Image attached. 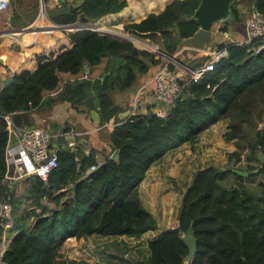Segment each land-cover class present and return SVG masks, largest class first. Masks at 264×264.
Returning <instances> with one entry per match:
<instances>
[{
  "label": "trees",
  "instance_id": "obj_1",
  "mask_svg": "<svg viewBox=\"0 0 264 264\" xmlns=\"http://www.w3.org/2000/svg\"><path fill=\"white\" fill-rule=\"evenodd\" d=\"M200 1L172 0L162 12L150 13L140 22L127 24L125 29L156 41L165 53L172 55L179 48L180 39L192 36L199 28L192 15ZM245 1L264 13V0ZM126 4L127 0L66 3L52 14V19L57 23L86 24L120 11ZM231 12L239 18L236 4ZM81 13L85 14L82 18ZM66 37L64 44L49 52L31 54V66L15 72L13 81L0 90V209L9 190L5 179L9 131L4 115L50 107L58 99L75 102L87 94L88 80L68 82L56 95L44 96L59 89L62 73L79 74L85 64L96 65L104 57L116 61L109 88L102 90L99 82L95 85L101 124L114 119L110 151L103 153L104 161L100 162L99 151L94 147L87 152L82 143L76 150L60 145L58 166L46 180L31 175L22 182L24 188H31L26 201L16 188L11 192L12 216L20 212L14 218L11 233L17 232L4 254L6 264H59L62 246L73 236L97 233L140 237L157 229V218L140 198V183L151 166L171 149L185 142L195 144L199 135L219 120L230 119L223 135L237 143L230 159L239 162L244 149L248 150L249 160L256 153H264V127H259L264 118V37L218 44L219 49H227L228 55L216 60L215 68L199 79H190L164 117L151 111L125 119L119 118L123 108L110 91L128 89L151 65H165L164 58L110 32L83 28ZM135 41L154 47L140 38ZM203 59L181 62L195 68ZM167 65L176 69L172 63ZM181 78L188 80L185 75ZM115 149L120 150L117 160L111 158ZM92 165L96 169L89 171ZM253 168L249 163L248 169ZM234 176L243 179L231 167L209 165L199 169L183 193L177 226L163 230L149 242L150 255L140 264H184L188 246L181 233L192 220L198 249L190 264H264V221L258 222L254 213L255 203L264 212V180L256 184L257 193L244 187L240 180H233L229 186L227 183ZM235 185L240 190L233 189ZM28 200L31 210L23 206Z\"/></svg>",
  "mask_w": 264,
  "mask_h": 264
},
{
  "label": "crops",
  "instance_id": "obj_2",
  "mask_svg": "<svg viewBox=\"0 0 264 264\" xmlns=\"http://www.w3.org/2000/svg\"><path fill=\"white\" fill-rule=\"evenodd\" d=\"M82 1L83 0H64L63 3H57L55 0H11L9 7L0 11V90L7 86L4 84L8 78L12 77L13 81V75L15 72L31 66V54L41 51L49 52L53 48H56L67 41L66 36H68L69 33L65 30H52L63 31L64 33L62 34H47L52 31H42L39 29L38 25L43 22H46L47 24L55 22L52 19V14L63 9L66 3L80 5ZM170 1L172 0H127V4L120 11L108 13L95 21L87 22L86 25L90 26L88 28L93 26H104L107 29L112 30L110 33L121 38L129 39L121 36L123 32L129 33V31L125 29L127 24L140 22L150 13L162 12ZM252 9L255 8L252 5L247 4V1L239 0V3L237 4L239 18H235L231 12L229 19L215 22L212 27L213 30L210 42L199 47L193 43H183L180 39L181 46H179V42V48L171 56L177 58L179 54L183 53L184 56L187 55L188 57H192L189 58L190 60L188 61H193L196 59L192 54L193 51L201 54V58L209 54L210 56L208 58L205 60L203 59L204 61L202 63H204L216 53L220 54L216 60L222 56L228 55L226 48L219 49L217 45L220 43L228 44L245 42V23L248 16L252 12ZM142 39H144L147 44L154 45V47H148L147 45L141 44L135 40H129L133 41L138 48L155 52L157 55L164 58V56L158 52V48L160 50L162 49L156 41L150 38ZM165 61V65L161 68L168 67V63L174 64L169 60ZM87 66L90 67L89 77L80 78ZM158 67L156 65H151L149 71L139 75L137 81L128 89L124 91L113 90L114 92L111 93L112 98L123 108L119 112L120 119L128 118L131 114L145 115L149 114L151 111L153 112L154 104L149 102H152V98L154 96L155 75L157 71L161 69ZM112 68H116V61L110 57H104L101 62L96 65L85 64L84 69L79 74L73 75L67 72L62 73L59 86L61 82L66 79L68 80L66 83L88 80L89 86L87 94L78 98L75 102L58 99L53 102L50 107L44 105L42 108L29 112L35 118L38 126L47 127L52 129L54 132L71 129L78 130L82 134L80 142L84 144L86 149L89 150V148L94 147L99 151L97 156L100 162L104 161L103 153L110 150L109 144L112 142L111 131L114 125V119L110 122L101 124V114L99 111L95 85L99 82L102 88L101 82L106 74H109V84V77ZM108 88L109 85L107 89ZM140 102H142V104H140ZM92 110H96L99 113V121L93 119ZM126 110H129L130 114L128 116L121 117V113ZM229 122V118L219 120L204 130L199 135L195 144L185 142L182 145L171 149L163 157L164 164L160 165V167L162 168L165 166L167 168L168 165L171 164L172 168L169 169V171L165 168L164 173L155 172L156 168L153 169V165L156 163L155 162L151 166V170L147 172L144 179L147 181L150 179L151 182H154L158 180L159 176H162L163 179H167L168 175H172L177 178L180 186V189L177 191L180 192L183 197L184 191L192 183L195 174L199 169L209 165L220 166L218 164L219 159L215 157L218 150L213 142H222L221 144L225 145L227 150L231 149L229 151H233L234 146L229 142L234 141L226 139L223 135L224 132L228 130ZM14 124L17 129H24L16 123ZM99 128L102 130L104 129L105 131L101 132L103 141L99 140L97 136L96 138L94 137L95 129ZM91 131L92 135L86 139L84 135L91 134ZM12 137V140L15 141L17 139V132L13 133ZM201 142L208 143L205 145L206 147H203ZM55 143L57 144V142ZM199 145L200 150L196 152ZM170 158L171 160L172 158L175 160L177 159L175 165H173ZM192 164L199 167L193 168V166L192 169L188 168V166H192ZM28 177L29 176L19 178L15 182L17 193L20 195L22 194L25 201L31 194V188L25 187V189L22 182ZM19 183L20 185L18 186ZM174 190L176 189L174 188ZM144 205L157 218V229L149 230L143 233L140 237L129 236L126 234L101 235L97 233L81 238L74 236L69 237L63 244L61 255L59 256V264H134V260L140 261L141 258L139 254L131 259L129 251L132 249H129L130 246L133 247L134 250L139 251L138 244L141 241H144L147 243L149 249V242L152 241L158 234L165 229L176 227L178 224L177 217L175 220L167 222L156 215L153 207H150V205H146L145 203ZM12 223L10 226L11 231L14 227V223L13 225ZM7 231H9V228L0 235V247L6 246L7 244L9 245L13 238L9 235L11 233L8 234ZM15 232H17V230ZM146 254H148V256L150 255V249L148 252H145V255ZM142 257L144 256L142 255ZM117 259L121 261L117 262Z\"/></svg>",
  "mask_w": 264,
  "mask_h": 264
},
{
  "label": "built area",
  "instance_id": "obj_3",
  "mask_svg": "<svg viewBox=\"0 0 264 264\" xmlns=\"http://www.w3.org/2000/svg\"><path fill=\"white\" fill-rule=\"evenodd\" d=\"M10 3L11 0H0V11L7 9ZM38 27L42 31L61 29L70 33L75 30L88 28L90 26H87L83 22L68 24L57 22L47 24L46 22H43L39 24ZM91 28L101 32L112 31L104 26H93ZM245 31V42H251L256 38H263L264 13L258 9H252V12L248 16V19L245 23ZM126 34L132 33H122L124 36ZM158 52L161 55L167 57V53L163 52L162 50L158 49ZM219 55V53L214 54L204 63L195 68L178 61L177 58L171 55V58L168 56L167 58H169V61L176 65V69L163 67L157 71L155 75L154 96L152 98V102H149L154 104L153 113L160 117H164L167 114L169 106L174 103L182 93L186 83L190 79L197 80L205 72L213 70L215 68L216 59L219 57ZM180 71H182L181 75ZM89 75L90 67L87 66L80 78H88ZM183 75L188 78L187 81H183L185 80V78H181ZM67 81L68 80L66 79L61 82L59 89L46 93L44 97L46 98L49 95H56L63 88ZM140 104H142V102H140ZM13 114L14 113H7L4 115L9 131V142L6 149L7 171L5 174V179L8 182L9 190L7 192V196L1 201L0 227L3 228V231H6L12 223V205L10 199L11 192L14 191L15 188L16 180L31 175H38L46 180L51 171L58 166L57 150L60 145L68 147L71 150H76L79 143H82L80 142L82 134L78 130L71 129L62 130L61 132H54L52 129L38 125L33 129H17L13 121ZM262 126H264V118L262 121ZM15 132H17V139L13 141L12 135ZM54 141L57 142V144ZM86 151L89 152L88 149H86ZM93 169H96V165H92L89 171ZM6 246L0 247V264H5L3 258L8 247Z\"/></svg>",
  "mask_w": 264,
  "mask_h": 264
},
{
  "label": "rangeland",
  "instance_id": "obj_4",
  "mask_svg": "<svg viewBox=\"0 0 264 264\" xmlns=\"http://www.w3.org/2000/svg\"><path fill=\"white\" fill-rule=\"evenodd\" d=\"M155 48H156V46H155ZM192 54L195 56L194 58H196V61L203 59V58H201L202 55L199 53H196L195 51H193ZM164 58H165L164 60H169V58H167L165 56H164ZM189 58H192V57H188L187 55L184 56L183 53L178 55V61H183V60L188 61V60H190ZM112 92H114V91L113 90L110 91V93H112ZM262 121L263 120L259 121V127L260 128L264 127V126H262ZM101 132H105L104 129L103 130L101 128L95 129L94 137L96 138V136H97L99 140L103 141ZM91 135H92V131H91V134H85L84 136L87 139V137H90ZM219 138H220V136H219ZM201 143L203 144V147H204L208 142H201ZM213 143L217 147V150H218L215 157H217L219 159V161H218V164L220 165L219 167H222V168L231 167L232 169L249 170L248 167H249V163H250V164L254 165L255 168L250 169L249 171H253V170H256L261 165V162H260L258 156L263 152H259V154L256 153L254 155L255 157L249 160L248 159V150L244 149L242 151V154H241V160L239 162H236L234 158L230 159L229 154L232 151H229V150H231V149L227 150V147L225 145L221 144L222 142H213ZM229 143L233 144V146H234L233 150H236L238 148L236 145L237 143L235 141L229 142ZM198 150H200V145L197 147L196 152ZM227 156H228V158H227ZM177 158H179V157H177ZM184 159H185V157H184ZM170 160H171V158H170ZM171 161H172L173 165H175L177 159L175 160L172 158ZM214 162H216V161H214ZM163 164H164L163 158L158 160L153 165V169L156 168L155 172L164 173L166 167L165 166H163L162 168L160 167V165H163ZM193 166L194 165L192 164V166H188V168L192 169ZM197 167H199V166L195 165L193 168H197ZM171 168H172V166H171V164H169L166 169L169 171V169H171ZM149 170H151V168ZM233 180H240V181H242L241 183L244 185V187L247 186L250 188V190H253V191H256L257 193H259V190L255 187H256V184L258 182L264 180V174H262V175L261 174L260 175H248V176H244L243 179H238L236 176H234L231 178V180L227 184L229 186H231L232 184H234ZM19 185H20V183L18 184V186ZM174 188L176 190H174ZM179 189H180V186H179L178 180H177V178L173 177L172 175H168L167 179L166 178L163 179L162 176H159L158 180L154 181V182L153 181L151 182L150 179L148 181L144 179L138 187L140 198H142L141 199L142 202H144L146 205H150V207H153L155 212H156V215H158L159 217H161L163 220H165L167 222H169L171 220L172 221L175 220V218L178 216V212H179L180 207L182 205V195L180 194V192L177 191ZM30 202H31V200H28V203L26 202L23 206L27 205V208L29 210H31V206L29 205ZM19 212H20V210H19ZM19 212H14L15 214L12 216L11 222L14 223V218L16 217V215L19 214ZM30 219L28 221H30ZM13 223H12V225H13ZM10 226H9V231H7L8 234L11 233V230H10L11 227ZM9 235H11V237H14V234H12V233ZM129 249H132L129 251L131 259H133V257L138 255V254L140 255V258H141L140 261L134 260V264H140L142 261L146 260L149 257L148 254L145 255V252H148V250L150 248L148 249L147 243H145L144 241H141L138 244V250L139 251L134 250V248L131 246ZM142 255L144 257H142ZM118 261H121V260L117 259V262Z\"/></svg>",
  "mask_w": 264,
  "mask_h": 264
},
{
  "label": "water",
  "instance_id": "obj_5",
  "mask_svg": "<svg viewBox=\"0 0 264 264\" xmlns=\"http://www.w3.org/2000/svg\"><path fill=\"white\" fill-rule=\"evenodd\" d=\"M55 1L57 3L64 2V0H55ZM238 3H239V0H201L192 15L193 18L198 20L199 28L194 32L192 36L181 38V41L183 43H193L199 47L204 46L211 40L212 30H213L212 27L214 23L217 21H224V20L229 19L231 16L232 5L233 4L237 5ZM84 16H85L84 13L80 14V18ZM126 35L125 36L121 35V36L129 38L131 40H135V38H140L134 34H126ZM168 56L170 55L167 54V57ZM181 74H182V71H180V75ZM108 75L109 74H106L103 77V80L101 82L103 90H106L109 85ZM11 82H12V77L8 78L5 81L4 85H8ZM129 114H130V111L126 110L123 113H121V117L128 116ZM92 116H93V119H95L96 121H99V113L96 110H92ZM13 121L18 126H21L24 129L26 128L33 129L37 125L35 118L32 116V114L26 111L14 113ZM119 154H120V150L115 149L111 154V158L117 160L119 158ZM258 158L261 162V165L256 170L249 171V170L233 169L234 172L238 173L239 175L243 177L248 176V175L264 174V153H261L258 156ZM235 188L238 189L239 187L236 186ZM250 195L254 197L255 199H258V197L255 196L254 194L250 193ZM254 213L259 217L258 222L264 221V212L259 209L257 203L254 204ZM181 238L184 240V242L188 246V254L184 261V264H190L191 261L194 259L197 253V249H198L197 237L195 235V230H194V220L191 221L187 230L181 233ZM245 264H248V262L245 261Z\"/></svg>",
  "mask_w": 264,
  "mask_h": 264
},
{
  "label": "flooded vegetation",
  "instance_id": "obj_6",
  "mask_svg": "<svg viewBox=\"0 0 264 264\" xmlns=\"http://www.w3.org/2000/svg\"><path fill=\"white\" fill-rule=\"evenodd\" d=\"M235 187H236V185L234 186V188H233V189H236ZM238 190H240V188H238Z\"/></svg>",
  "mask_w": 264,
  "mask_h": 264
},
{
  "label": "bare ground",
  "instance_id": "obj_7",
  "mask_svg": "<svg viewBox=\"0 0 264 264\" xmlns=\"http://www.w3.org/2000/svg\"><path fill=\"white\" fill-rule=\"evenodd\" d=\"M141 39V38H140ZM141 41H142V39H141ZM143 41H144V39H143Z\"/></svg>",
  "mask_w": 264,
  "mask_h": 264
}]
</instances>
